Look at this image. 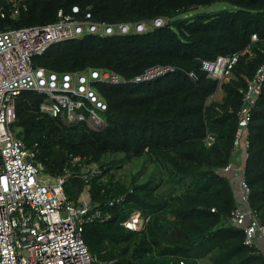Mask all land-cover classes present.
I'll use <instances>...</instances> for the list:
<instances>
[{
	"label": "trees",
	"instance_id": "trees-1",
	"mask_svg": "<svg viewBox=\"0 0 264 264\" xmlns=\"http://www.w3.org/2000/svg\"><path fill=\"white\" fill-rule=\"evenodd\" d=\"M17 1L0 0V31L54 24L58 11L76 22L103 27L32 56L35 69L58 76L105 72L124 81L88 83L104 110L95 109L89 99L72 97L104 123L97 131L86 121L66 123L60 116L42 114L45 94L25 91L15 100L11 129L34 153V162L47 177L64 179L63 191L71 203L79 205L86 191L89 214L100 215L83 226L93 264H264L256 247L243 244L242 229L230 225V214L239 204L232 178L222 173L233 159L240 89L263 63L264 0H21L26 10L11 18ZM217 2L232 8L176 19ZM158 19L160 26L155 25ZM138 25L144 30L138 32ZM107 27L111 34L104 32ZM252 35L258 42L250 41ZM246 47L253 56L239 61L230 81L218 86L201 70V61ZM155 66L175 71L131 82ZM218 90L222 99L211 101ZM206 136L213 139L210 146ZM248 140L247 205L264 225V83ZM140 159L146 167L142 174L154 169L146 178L120 172L127 162L136 165ZM90 167L97 173L86 181ZM136 211L148 218L145 227L125 229L122 223Z\"/></svg>",
	"mask_w": 264,
	"mask_h": 264
},
{
	"label": "built area",
	"instance_id": "built-area-1",
	"mask_svg": "<svg viewBox=\"0 0 264 264\" xmlns=\"http://www.w3.org/2000/svg\"><path fill=\"white\" fill-rule=\"evenodd\" d=\"M22 9L26 10L21 0L14 2L10 17L17 18ZM77 11L76 7L72 8L73 13ZM3 17L4 12L1 11ZM82 24L86 26L83 28ZM87 24L76 22L71 16L58 11L54 24L0 31V264L94 263L82 233L83 226L100 215L89 214L88 200L80 199L79 205L68 201L63 191L64 179L47 177L43 166L34 162V153L24 147L11 129L16 122L15 100L25 91H35L48 97L40 105L42 114L53 118L60 116L66 123H87L94 118L101 121L93 109L86 108L83 101L73 100L72 97L90 98L96 103L95 109L104 110V104L96 101L92 91H87V97L84 96L85 86L94 80L109 84L124 83L123 80L112 73L94 71L83 75L58 76L41 69H32L31 64L32 56L41 55L52 44L82 33L98 32L102 27ZM120 29L127 32L128 28L121 26ZM103 30L106 34L112 33L109 27ZM136 30L141 32L143 27L137 26ZM250 41L258 42L256 35H252ZM252 56L251 48L246 47L241 52L218 56L212 61H201V70L220 86L233 78V70L241 59ZM262 56L263 63L254 77L245 88L240 89L241 106L233 138V159L222 169L223 174L239 179V205L231 212L229 222L232 227L242 229L243 244L248 247H256L257 240H264V225L247 205L250 188L244 179L250 146L248 125L264 83V51ZM173 71L175 68L171 66H155L131 82L149 81ZM75 78L78 79L77 83ZM212 140V137L206 136V145L210 146ZM78 161L79 158L73 159L75 163ZM95 173L97 169L90 167L83 179L88 181ZM147 220V217L136 211L122 226L130 231H140Z\"/></svg>",
	"mask_w": 264,
	"mask_h": 264
},
{
	"label": "rangeland",
	"instance_id": "rangeland-1",
	"mask_svg": "<svg viewBox=\"0 0 264 264\" xmlns=\"http://www.w3.org/2000/svg\"><path fill=\"white\" fill-rule=\"evenodd\" d=\"M232 7L224 2H217L215 4H212V5H209V6H204V7H196V8H193L181 15H179L176 19H189V18H192V17H195L196 15H200V14H212V13H216V12H219V11H229ZM88 24H90L89 22H87ZM87 24V25H88ZM86 26V24H82V27L84 28ZM76 81V83L78 82V79H74ZM86 91L84 93V96L87 97L86 95V92L87 91H92L93 92V89L90 88L89 85H86ZM221 96H222V92L220 90L216 91L215 95L213 97H211V101L214 100V101H220L221 100ZM94 97L96 98V101H101L98 97H96V95L94 94ZM90 100V102H92L93 104H96L95 102H93V100H91L90 98H88ZM87 125L90 129L92 130H100L103 128L104 126V123L99 121L97 118H94V119H89L87 121ZM15 129V128H13ZM142 161V163H141ZM139 163H137L136 165L135 164H132L131 162H127V164L124 166L123 169L120 170V172L122 174H127V172H130V174H140L144 168H146L144 165H143V159H140L138 161ZM135 166V167H134ZM134 167V168H133ZM133 170H132V169ZM148 170V172H147ZM146 172L144 174H142V176L144 175V178H146L148 176V174H151L154 172V169L153 167H149L145 170ZM85 193V194H84ZM80 199L81 200H88V195L86 193V191H84L81 196H80Z\"/></svg>",
	"mask_w": 264,
	"mask_h": 264
},
{
	"label": "crops",
	"instance_id": "crops-1",
	"mask_svg": "<svg viewBox=\"0 0 264 264\" xmlns=\"http://www.w3.org/2000/svg\"><path fill=\"white\" fill-rule=\"evenodd\" d=\"M223 97V94L221 96V99ZM238 178H232L231 179V183H232V186H233V189H234V194H235V197L236 199L238 200L239 198V194H240V191H239V187H238ZM256 248L263 254L264 253V240L260 239V240H257L256 241Z\"/></svg>",
	"mask_w": 264,
	"mask_h": 264
},
{
	"label": "clouds",
	"instance_id": "clouds-1",
	"mask_svg": "<svg viewBox=\"0 0 264 264\" xmlns=\"http://www.w3.org/2000/svg\"><path fill=\"white\" fill-rule=\"evenodd\" d=\"M158 20H160V19H158ZM158 20L155 21V22H157V23H155L156 26H160V25L162 24V20H161V23H159ZM138 26H142V27H143V30H144V26H143V25H138ZM126 27H127V26H126ZM127 28H128V27H127ZM127 30H128V29H127ZM143 30H142V31H143ZM138 32H139V31H138ZM93 95H94V94H93Z\"/></svg>",
	"mask_w": 264,
	"mask_h": 264
},
{
	"label": "water",
	"instance_id": "water-1",
	"mask_svg": "<svg viewBox=\"0 0 264 264\" xmlns=\"http://www.w3.org/2000/svg\"><path fill=\"white\" fill-rule=\"evenodd\" d=\"M159 23H161V20H158ZM32 69H34V66H32Z\"/></svg>",
	"mask_w": 264,
	"mask_h": 264
},
{
	"label": "bare ground",
	"instance_id": "bare-ground-1",
	"mask_svg": "<svg viewBox=\"0 0 264 264\" xmlns=\"http://www.w3.org/2000/svg\"><path fill=\"white\" fill-rule=\"evenodd\" d=\"M32 60V59H31ZM85 194V193H84ZM249 207V206H248Z\"/></svg>",
	"mask_w": 264,
	"mask_h": 264
}]
</instances>
